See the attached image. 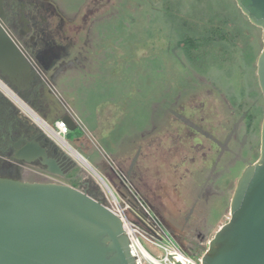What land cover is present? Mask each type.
<instances>
[{
	"label": "rangeland",
	"instance_id": "374dc122",
	"mask_svg": "<svg viewBox=\"0 0 264 264\" xmlns=\"http://www.w3.org/2000/svg\"><path fill=\"white\" fill-rule=\"evenodd\" d=\"M50 1L69 45L54 67L68 64L47 75L36 107L25 104L49 126L67 114L78 121L65 139L100 198L92 168L113 188L122 174L173 235L206 251L230 220L239 178L260 159L263 29L235 0Z\"/></svg>",
	"mask_w": 264,
	"mask_h": 264
},
{
	"label": "water",
	"instance_id": "95a60500",
	"mask_svg": "<svg viewBox=\"0 0 264 264\" xmlns=\"http://www.w3.org/2000/svg\"><path fill=\"white\" fill-rule=\"evenodd\" d=\"M249 21L263 29L264 0H235ZM0 0V69L11 81L28 83L33 68L19 41L4 30ZM264 96V50L257 65ZM71 131L78 125L71 114L60 119ZM51 173L57 163L44 150L30 147L18 159L37 157ZM99 178H102L93 168ZM230 220L210 241L203 264H264V119L261 154L237 183ZM0 264H135L123 221L103 199L56 183H31L0 178Z\"/></svg>",
	"mask_w": 264,
	"mask_h": 264
},
{
	"label": "flooded vegetation",
	"instance_id": "af4514ba",
	"mask_svg": "<svg viewBox=\"0 0 264 264\" xmlns=\"http://www.w3.org/2000/svg\"><path fill=\"white\" fill-rule=\"evenodd\" d=\"M3 9L4 30L19 41L33 68L28 83H14L11 76L0 69V178L63 184L88 193L90 188L96 187L82 177L81 168L70 150L58 145L20 104L34 102L37 97L45 95L49 85L47 75L56 78L68 64L63 61L61 67H54L67 55L69 45L59 42L65 19L50 0H3ZM54 18L59 22L54 24ZM30 147L44 150L47 158L57 163L60 172H49L42 156L31 163L17 158ZM118 176L120 178V174ZM174 237L186 251L193 253L197 250L192 245L194 239L177 234Z\"/></svg>",
	"mask_w": 264,
	"mask_h": 264
},
{
	"label": "built area",
	"instance_id": "2783aa9c",
	"mask_svg": "<svg viewBox=\"0 0 264 264\" xmlns=\"http://www.w3.org/2000/svg\"><path fill=\"white\" fill-rule=\"evenodd\" d=\"M49 127L56 136L44 129L45 132L67 150L66 146L69 144L65 137L70 133L69 127L60 119ZM120 179L122 185L115 188L103 178H99L98 185L104 193L106 207L123 221L135 264H203L205 251H186L169 231L163 219L133 189L124 175L120 174ZM143 243L152 247L156 254L149 253Z\"/></svg>",
	"mask_w": 264,
	"mask_h": 264
},
{
	"label": "trees",
	"instance_id": "16d2710c",
	"mask_svg": "<svg viewBox=\"0 0 264 264\" xmlns=\"http://www.w3.org/2000/svg\"><path fill=\"white\" fill-rule=\"evenodd\" d=\"M184 43H185V46H186V51H187V54H188V56H191V48L193 47L192 45H193V42L191 41V40H189V39H186V41H183ZM192 46V47H191ZM195 60V59H194ZM40 97V96H39ZM31 106H33V107H36L35 106V104L34 103H32L31 102V104H30ZM248 111H249V109H248ZM252 112H253V114H252V116L251 115H248L247 114V116H246V120H247V123H248V126H250L251 128L252 127H254V119L256 118V115L258 114V112H256L255 110H254V108H252ZM253 118V119H252ZM60 119V118H59ZM69 135V134H68ZM88 194L90 195V196H92L93 198H95V199H101L100 198V191L98 190V189H94V188H90V190L88 191Z\"/></svg>",
	"mask_w": 264,
	"mask_h": 264
},
{
	"label": "bare ground",
	"instance_id": "6f19581e",
	"mask_svg": "<svg viewBox=\"0 0 264 264\" xmlns=\"http://www.w3.org/2000/svg\"><path fill=\"white\" fill-rule=\"evenodd\" d=\"M20 104H21V106H22V108L32 117V119H33V121L37 124V125H39L41 128H43V129H45V130H47V131H49L50 132V134L51 135H53V136H56L55 135V133L51 130V128L49 127V125L42 119L41 120V118H39L38 117V115L31 109V108H29L26 104H24V103H22V102H20ZM29 110V111H28ZM41 123V125L39 124V123ZM62 143V142H61ZM63 144V143H62ZM64 145V144H63ZM66 145V144H65ZM66 147H68V149H70L72 152H73V154L76 156V157H78V158H80L82 161H85V162H87V160L83 157V156H81L80 154H78L77 152H75L74 150H72L71 149V147H69V145H67ZM91 168V167H90ZM93 171V170H92ZM95 173V172H94ZM96 174V173H95ZM97 175V174H96Z\"/></svg>",
	"mask_w": 264,
	"mask_h": 264
}]
</instances>
